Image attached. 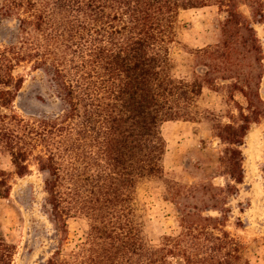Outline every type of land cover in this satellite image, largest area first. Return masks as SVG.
Wrapping results in <instances>:
<instances>
[{"label": "trees", "instance_id": "1", "mask_svg": "<svg viewBox=\"0 0 264 264\" xmlns=\"http://www.w3.org/2000/svg\"><path fill=\"white\" fill-rule=\"evenodd\" d=\"M208 6L225 14L219 36L190 50L188 69L176 74L170 46L179 13ZM0 19L16 23L0 45V154L12 167L0 170V199L32 165L45 173L58 245L43 264H249L226 229V201L243 181L247 132L264 118L263 52L254 29L264 24V0H0ZM22 65L46 77L57 112L15 110ZM220 83L235 105L226 123H213L225 185L166 181L179 231L148 243L134 217L135 196L140 181L163 175L160 127L194 120L203 89ZM260 172L264 190V163ZM77 217L89 233L65 251L67 222ZM15 250L0 234V264H12Z\"/></svg>", "mask_w": 264, "mask_h": 264}, {"label": "rangeland", "instance_id": "2", "mask_svg": "<svg viewBox=\"0 0 264 264\" xmlns=\"http://www.w3.org/2000/svg\"><path fill=\"white\" fill-rule=\"evenodd\" d=\"M239 10L248 18V9ZM225 14L215 6L189 9L179 13L175 31L177 43L170 46L173 71L183 74L188 69L190 50L213 44L220 31ZM13 20L0 19V45L10 41L15 33ZM263 52L264 24L254 25ZM15 74L23 78V84L15 101V110L22 115L54 113L59 103L50 97L46 77L32 71L29 65L18 67ZM204 88L196 102L197 112L191 121H167L160 127L164 141L162 158L163 175L144 179L137 185L134 217L148 243L156 244L165 235L179 231L178 210L167 200L166 181L180 185H225V177L217 172V160L222 145L213 130L214 118L226 123L229 114H235V105L229 100L227 89ZM259 93L264 102V72ZM234 101L242 103L239 95ZM244 177L237 191L227 197L230 210L226 229L243 245V257L249 264H264V190L261 165L264 163V118L252 124L241 147ZM0 170L12 171L9 159L0 154ZM45 173L35 165L22 177L11 180L10 195L0 199V234L15 247L12 264H43L58 245L56 225L50 216L43 190ZM89 233L86 219L77 217L67 222L63 249H75Z\"/></svg>", "mask_w": 264, "mask_h": 264}]
</instances>
